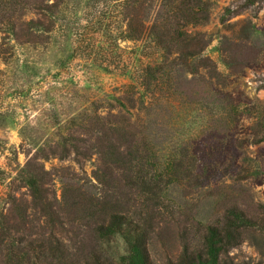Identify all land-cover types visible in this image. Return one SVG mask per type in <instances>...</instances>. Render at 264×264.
Segmentation results:
<instances>
[{
    "label": "rangeland",
    "instance_id": "374dc122",
    "mask_svg": "<svg viewBox=\"0 0 264 264\" xmlns=\"http://www.w3.org/2000/svg\"><path fill=\"white\" fill-rule=\"evenodd\" d=\"M62 1L49 14L51 31L37 38L33 29L28 35L17 27L15 36L10 33L12 23L36 18L32 4L0 0V234L9 228L15 241L22 236L25 240L16 246L33 260L29 247L42 219L22 177L37 167L30 162L34 157L45 172L48 199L67 230L70 264H96L98 254L114 264L125 260L126 231L101 236L96 229L101 218L135 211L153 217L147 248L152 261L160 263L170 251L177 252L173 220L192 227L195 214L216 206L211 197L207 203L212 190L232 185L244 174L237 175L241 169L248 172L245 187L252 201L264 207V1L259 9H240L245 0H203L206 21L185 30L205 35L201 56L226 77V86L220 89L203 74L177 66L162 87L174 97L151 106L147 117L131 111L136 144L128 152L121 150L133 159L129 166L122 156L106 161L96 154L98 133L93 128L108 120L116 123L113 98L122 97L127 104L129 88L141 91L140 69L153 64L159 52L145 36L127 37L131 0ZM136 2L143 7L138 19L150 26L162 0ZM227 8L232 13L226 14ZM234 44L253 59L232 75L221 51H233ZM96 115L105 120L97 122ZM81 125H92V132L84 133ZM68 134L93 147L91 155L42 157L58 145L59 135ZM180 166L185 174L199 166L202 189L182 177ZM164 222L170 226L166 245L157 234ZM17 228L20 233L12 235ZM1 237L6 256L10 239ZM230 254L238 261L264 264V238L248 237Z\"/></svg>",
    "mask_w": 264,
    "mask_h": 264
},
{
    "label": "trees",
    "instance_id": "16d2710c",
    "mask_svg": "<svg viewBox=\"0 0 264 264\" xmlns=\"http://www.w3.org/2000/svg\"><path fill=\"white\" fill-rule=\"evenodd\" d=\"M136 1H130L132 3L130 6L131 18L128 22L127 37L131 40H139L145 36V39L159 52V55L153 60V64H147L140 69L138 81L141 91L129 88L124 95L127 104L123 102L122 97L113 98L114 104H111V107L116 111V117H114L116 123H111L108 120L93 128L98 133L96 154L106 161H113L115 156H122L120 158L128 166L132 164L133 159L129 153L125 155V153H121V150L128 152L136 144L134 132V122L136 121H132L131 111H134L136 115L145 114L147 117L148 109H151V106L154 108L156 103L162 100L166 101L170 94L163 92L162 87L167 82L166 79L171 81L172 71L177 66L186 67L191 74H203V78H206L214 86H219L220 89H224L226 86V77L218 72L213 62L201 56L206 46L205 35L190 34L185 30L189 26H198L206 21L207 12L203 0H162L163 4L160 5L158 13L155 14L152 24L148 27H145L137 17L138 11L143 7H141L142 5L136 6ZM263 1L245 0L240 9L253 7L259 9ZM62 2V0L52 3L47 0H13L10 4H32L31 10L35 13L36 18L19 26L12 23L10 33L15 36V27L21 34L27 35L28 29H33L32 32L38 34L35 37L42 38L52 29L49 14L52 10L58 11ZM225 12L226 14L232 13L228 8ZM29 35L34 34L30 33ZM234 48L229 53L225 52L226 50L221 51L223 64L232 75L239 73L243 66L248 65L249 61L253 59L251 52L242 54L235 44ZM95 120L101 122L105 119L96 115ZM90 127L92 125L89 127L80 126L83 131L87 130V133L92 132ZM58 138V145L51 147L47 154L44 151L41 153L44 159H48L49 156L67 159L71 155L76 159H85L91 155L93 147L88 146L82 137L68 134L65 137L59 135ZM37 159L34 157L30 161L37 167L26 173L24 178L22 177L25 186L29 189L33 210L42 219V225L38 226V230L34 233L35 238L29 247L32 252L28 253L33 254V260L26 259L24 249L20 250L16 246L25 239L21 236L15 241L9 233L10 229L7 228V231L0 234V237L2 235L10 239L9 253L5 256L0 250V257L4 264H70L67 260L72 258L66 245L67 230L57 209L48 199L45 172L41 165L36 163ZM30 162L28 165L31 164ZM180 167L182 177H186L189 181H195L198 187L195 184L192 186L199 190L202 187L200 183L197 184V181L202 177L199 166H196L188 174H185L186 168ZM241 171L244 174L233 180L232 185L216 188L212 190L213 194L207 196V203L211 198L215 200L214 206H216L212 207L213 210L211 209L213 212L202 209L201 213L195 214L194 223L190 228L173 220L171 229L174 230L173 241L178 243L177 252L171 253L172 251H170L160 263L152 261L147 248L154 233L153 217L148 213L135 211L128 216L113 214L109 215L107 219L101 218L96 229L97 233L101 236L111 235L115 230L123 229L129 235L127 239L128 256L119 264H249L244 260L238 261L230 253L248 237L255 240L264 238V207L252 201L249 190L245 187L247 179H249L248 172L241 169L237 173L238 176ZM118 205L122 204L118 203L116 206ZM196 207L199 208L198 205ZM202 213L203 215H200ZM107 221L108 224H106ZM164 223V228L157 234L161 235V238L164 236L163 244L166 245L169 242L166 239L168 238L166 230H169L170 226L166 225V222ZM125 227L126 229H124ZM19 233L17 228L13 230L12 235ZM2 242L1 239L0 248ZM165 245L162 246L168 250ZM107 261L102 255L96 256V264H114ZM83 264L89 263L83 262Z\"/></svg>",
    "mask_w": 264,
    "mask_h": 264
}]
</instances>
